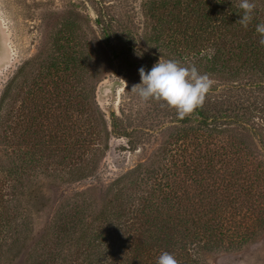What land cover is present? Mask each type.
Listing matches in <instances>:
<instances>
[{"label": "rangeland", "instance_id": "obj_1", "mask_svg": "<svg viewBox=\"0 0 264 264\" xmlns=\"http://www.w3.org/2000/svg\"><path fill=\"white\" fill-rule=\"evenodd\" d=\"M152 1L0 0V103L9 87L0 104V264H85L103 236L104 250L134 245L133 210L151 192L147 205L165 213L156 187L178 179L190 197L245 187L247 241L204 261L264 264V54L255 66L244 51L229 71L198 68L213 82L207 108L227 116L199 130L131 90L159 58L186 66L167 42L147 41ZM253 3L259 22L237 28L258 40L264 0Z\"/></svg>", "mask_w": 264, "mask_h": 264}, {"label": "trees", "instance_id": "obj_2", "mask_svg": "<svg viewBox=\"0 0 264 264\" xmlns=\"http://www.w3.org/2000/svg\"><path fill=\"white\" fill-rule=\"evenodd\" d=\"M238 4L237 0H153L149 4L148 17L154 36L147 38V41L167 42L170 48L185 56L186 66L197 64V68L205 67L211 71L219 66L229 71V62L240 59L244 51L249 52L248 59L255 66L257 56L264 54V47L259 46L252 33L237 28L241 12ZM256 20L258 17L253 14L252 21ZM107 36L110 37L108 34ZM240 36L237 52L232 47H235ZM229 43L231 48L228 50ZM211 46L216 49L209 58L206 53ZM8 89L9 87L2 95L1 103L7 98ZM205 102L185 117L184 121L193 120L199 130H217L219 122L227 117L226 113L209 111ZM173 166L165 170L171 172ZM167 176V171L161 174V178ZM234 187L227 194L224 188H211L200 190L190 197L189 188L183 180L159 184L156 190L165 196V213L159 212L154 204L147 205L152 199L149 198L152 196L150 192V196L147 195L140 203L141 208L140 205L136 206L132 212L135 219L133 223L137 229L130 236L132 242L135 239L134 245L124 243L117 249L108 247L104 250L107 239L104 236L102 238L97 228L83 232L87 235L93 230L96 239L100 235L101 246L103 245L100 252L94 251L90 254L92 258L85 264H156V258L163 251L174 254L179 264H206V252L224 245L231 247L244 243L248 239L245 231L246 226H249L248 219L253 213L248 215L244 205L248 203L249 197L246 196L245 187ZM212 191L215 195L210 196ZM124 212L118 210L117 218L123 217L126 214ZM13 217H9V220ZM92 226L95 227L93 223Z\"/></svg>", "mask_w": 264, "mask_h": 264}, {"label": "clouds", "instance_id": "obj_3", "mask_svg": "<svg viewBox=\"0 0 264 264\" xmlns=\"http://www.w3.org/2000/svg\"><path fill=\"white\" fill-rule=\"evenodd\" d=\"M238 8L241 10L239 23L247 28L253 19L255 4L253 0H239ZM258 34V44L264 47V23L255 25ZM214 49L207 50V56L211 58ZM137 55L141 53L137 52ZM140 82L132 87L137 95L144 101L149 99L162 102V106L174 108L179 119L192 114L201 107L212 85V80L202 74L195 64L182 66L176 59L159 60L150 70L144 67L139 70ZM156 264H179L175 255L167 251L161 252L156 258Z\"/></svg>", "mask_w": 264, "mask_h": 264}]
</instances>
